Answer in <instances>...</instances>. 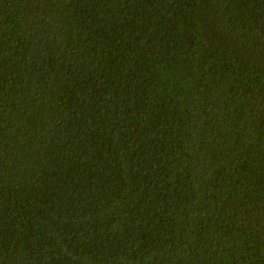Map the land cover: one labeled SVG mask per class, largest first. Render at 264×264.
<instances>
[{
    "label": "trees",
    "instance_id": "trees-1",
    "mask_svg": "<svg viewBox=\"0 0 264 264\" xmlns=\"http://www.w3.org/2000/svg\"><path fill=\"white\" fill-rule=\"evenodd\" d=\"M0 264H264V0H0Z\"/></svg>",
    "mask_w": 264,
    "mask_h": 264
}]
</instances>
